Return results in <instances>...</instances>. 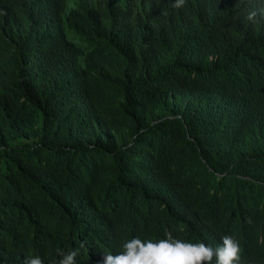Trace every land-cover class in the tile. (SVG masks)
Wrapping results in <instances>:
<instances>
[{"label": "trees", "instance_id": "trees-1", "mask_svg": "<svg viewBox=\"0 0 264 264\" xmlns=\"http://www.w3.org/2000/svg\"><path fill=\"white\" fill-rule=\"evenodd\" d=\"M174 3L0 0V264L169 233L264 264V0Z\"/></svg>", "mask_w": 264, "mask_h": 264}, {"label": "clouds", "instance_id": "clouds-1", "mask_svg": "<svg viewBox=\"0 0 264 264\" xmlns=\"http://www.w3.org/2000/svg\"><path fill=\"white\" fill-rule=\"evenodd\" d=\"M186 0H175L174 8H182ZM256 12L248 14V20L254 21ZM215 224H222L221 215L213 216ZM60 257L56 264H77L79 252L72 250L64 253L57 251ZM241 247L230 235L222 237V243L213 248L203 242L190 243L174 238L170 233L167 238L156 242L132 238L123 244L120 253L103 252V264H239ZM25 264H44L39 256L26 259Z\"/></svg>", "mask_w": 264, "mask_h": 264}]
</instances>
